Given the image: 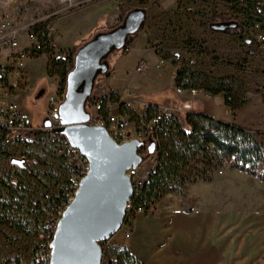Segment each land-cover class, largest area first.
I'll return each instance as SVG.
<instances>
[{"label":"rangeland","instance_id":"1","mask_svg":"<svg viewBox=\"0 0 264 264\" xmlns=\"http://www.w3.org/2000/svg\"><path fill=\"white\" fill-rule=\"evenodd\" d=\"M234 1L160 0L157 4H153L151 0L143 3L142 0H76L74 7L60 13L56 21L74 11L96 6L98 12H104V18L99 21L101 26L96 28V32L106 31L118 26L126 15H122L118 5L123 10L144 8L146 17L136 40H142L141 49L146 50L156 64L160 66L163 64L162 66L167 68L168 75L160 83L135 79L134 88L140 99L162 104L165 99L178 103L181 98H186L185 103H180V111L177 112L183 121L178 118L177 120L183 125H185L186 105L205 114L224 118L229 116V112L224 109L221 95L209 100L204 97L206 93L202 90L196 95H188L187 91L179 94L175 90L172 74L179 68L188 66L214 78L234 75L243 82L244 96L248 100L246 105L236 112L235 121L249 129L259 142L263 141L261 143L264 149V104L260 95L255 93L259 91L264 94V49L254 40L253 43L246 42L239 36L224 35L203 26L210 21L223 22L229 19L248 23L245 14L239 11L244 8L243 5H235ZM59 5L58 0H0V17L2 14L13 13L19 21L24 22L34 16L54 11ZM248 30L249 27H244L243 38H252ZM88 37L89 34L82 40H88ZM82 40L76 41L74 46L79 45ZM48 44L47 48H42L26 61L27 83L17 91L18 94L14 98L21 113L28 117L29 123L34 127L45 121L49 105L48 96L55 94L57 88L60 91L65 90V84L59 75H48L47 65L53 58H66L72 50V48L53 46L52 36ZM117 54L118 51L115 50L108 55L109 63H114ZM160 59H163V63ZM101 76L97 77L95 84ZM26 86L29 87L28 90ZM95 90L94 86L91 97L95 95ZM90 103L91 100L86 106L89 113ZM173 115L175 116L174 113ZM170 132L169 130V134ZM160 139L166 140V137ZM27 149L26 157L30 165L27 174H24V179L21 180L25 184L23 189L11 194L10 188L6 189L1 184L0 222L3 223H0V264H14L16 259L19 260V264L27 261L26 256L38 234L31 203L46 192L45 184L52 183L51 178L57 172L50 155H41L39 148L35 146ZM41 162H45V165ZM151 165V159H147L143 166L147 169ZM227 167L228 165L214 168L211 173L212 178L219 176V171ZM0 171L7 180L12 178L14 167L9 166L4 158H0ZM17 177L21 179L19 174ZM6 182L9 184V181ZM201 184L203 183L199 180L186 182L181 195L166 193L155 200L144 213L152 212L155 205L162 203L169 205L177 202L182 209L200 206L201 203L206 204L210 193L207 191L208 195L205 194ZM209 186L213 194L218 192V183H211ZM7 222L20 228H10ZM115 241L126 242L120 233L117 234Z\"/></svg>","mask_w":264,"mask_h":264},{"label":"built area","instance_id":"2","mask_svg":"<svg viewBox=\"0 0 264 264\" xmlns=\"http://www.w3.org/2000/svg\"><path fill=\"white\" fill-rule=\"evenodd\" d=\"M58 1L60 5L56 10L34 16L24 22L19 21L13 13L2 14L0 17V158H4L9 166L14 167V175L7 180L0 171V189L1 184L6 189L11 185L16 186L17 191L23 189L25 184L21 180L24 179L23 175L27 174L30 165L26 157L28 147L35 146L39 148L41 155H50L57 170L51 178L52 183L45 184L46 192L31 203L38 234L24 264H49L51 244L60 218L73 202L81 180L90 169L89 161L80 149L73 146L64 134L56 132L64 125L58 115L64 99L63 90L57 88L55 94L48 96L49 105L45 121L37 127L29 123L28 117L21 113L14 100L17 91L27 80L26 61L42 48L48 47L55 29L56 17L76 4V0ZM250 1L254 5L250 9L253 25L247 32L252 37L250 39L264 49V0ZM243 7L246 8V5ZM160 62L163 63V59H160ZM144 63L142 59L139 60L136 70H140ZM172 80L174 82L173 75ZM174 85L179 94L187 90L190 94L198 92L193 88H185L184 84L174 82ZM94 86L96 93L90 99L91 112H88L87 123L104 127L117 144L133 138L146 141L148 129L158 130L165 127L173 116L166 107H161L155 110L150 119H137L123 105L119 93L108 90L104 84L97 81ZM10 158H24L25 168L11 165ZM146 161L143 158L138 166H131L125 172L129 177L133 195L126 203V214L120 229L111 238L99 242L102 250L101 264H113L115 253L126 249L124 241H115L117 234L120 233L123 240H128L131 236L133 216L146 212L152 204L146 200L139 201L152 167L151 165L146 169L143 166ZM41 164L45 165V162ZM221 172L219 171V174ZM18 174L21 179L17 177ZM6 181H9V184H6L8 183ZM263 258L264 255L259 257Z\"/></svg>","mask_w":264,"mask_h":264},{"label":"crops","instance_id":"3","mask_svg":"<svg viewBox=\"0 0 264 264\" xmlns=\"http://www.w3.org/2000/svg\"><path fill=\"white\" fill-rule=\"evenodd\" d=\"M103 13L98 12L95 6L58 18L52 33V45L73 48L76 41L101 26L99 21L104 18ZM141 44L142 40L135 38L127 55L118 53L113 64L107 60L110 73L99 77L98 83L119 93L123 105L137 119H146L161 107H166L180 119L177 112L186 98H181L178 103L168 99L162 104L145 102L135 90V79L160 83L168 75L167 68L156 64L153 57L141 49ZM141 59L145 63L137 71ZM26 75L28 77L27 68ZM220 95L224 101L223 94L217 96ZM204 97L209 100L215 98L207 94ZM185 108L186 114H204L244 127L235 121L238 109L227 117L218 118L191 109L188 105ZM224 109L228 111L227 106ZM199 182L203 183V192L210 193L206 204L182 209L177 202L169 205L162 203L155 205L152 212L137 213L132 220L131 236L124 242L125 248L139 264H264V258L259 259L264 255V184L255 176L229 167L210 181ZM211 183H218L215 194L209 190ZM29 255L30 252L26 257L29 258Z\"/></svg>","mask_w":264,"mask_h":264},{"label":"water","instance_id":"4","mask_svg":"<svg viewBox=\"0 0 264 264\" xmlns=\"http://www.w3.org/2000/svg\"><path fill=\"white\" fill-rule=\"evenodd\" d=\"M145 17L144 8H134L118 26L96 32L76 50L73 66L65 76L58 114L64 125L56 132L80 149L90 169L60 218L49 264H101L99 242L111 238L124 220L126 203L133 195L125 172L143 161L139 151L146 142L133 138L117 144L104 127L87 123L86 106L95 80L108 69V55L121 49L127 38L141 29ZM221 26L224 24L213 27ZM9 163L25 168L24 158H10Z\"/></svg>","mask_w":264,"mask_h":264},{"label":"trees","instance_id":"5","mask_svg":"<svg viewBox=\"0 0 264 264\" xmlns=\"http://www.w3.org/2000/svg\"><path fill=\"white\" fill-rule=\"evenodd\" d=\"M144 1L146 0H142V3ZM159 1L151 0V3L157 4ZM234 3L235 5H246V8H241L239 11L245 14L248 23L229 19L223 22L210 21L203 26L224 35L239 36L246 42L253 43L252 39L243 38L242 36L244 27L253 25L252 12L250 11L254 6L253 2L250 0H235ZM118 9L123 16L129 11L123 10L120 5H118ZM217 24H224V26L213 27ZM96 31L90 34L88 39ZM137 33L130 35L124 46L117 50L120 55H127L129 46L135 40ZM86 41L82 40L79 45L73 46L66 58L51 59L47 65L48 75H59L65 84V76L73 66L76 50ZM109 73L110 69L108 68L102 76H108ZM172 75L174 82L184 84L185 88L202 90L208 96L223 94L224 103L229 113L243 107L248 101L244 96L243 82L234 75L214 78L188 66L179 68ZM255 93L260 95L264 104V94L259 91ZM155 110L146 119H150L155 114ZM169 130L171 131L170 134ZM161 137H166V140H159ZM145 142L146 144L140 150V153L144 160L151 159L152 167L139 196L141 202L146 200L153 203L166 193L181 195L186 182L195 180L210 181L212 170L225 165H228L230 169H236L255 176L264 184L263 145L250 131L240 125L225 123L204 114L189 112L186 114L185 125L180 124L177 117L173 115L165 127L158 130L148 129ZM9 188V193L14 194L17 192L16 186L11 185ZM7 225L13 229L20 228L9 222H7ZM14 264H19V260L16 259ZM113 264L139 263L125 249L115 253Z\"/></svg>","mask_w":264,"mask_h":264}]
</instances>
